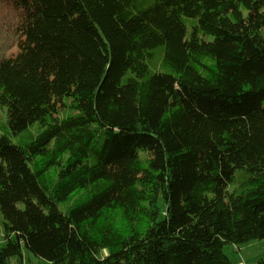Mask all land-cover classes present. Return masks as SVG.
Here are the masks:
<instances>
[{
    "label": "trees",
    "instance_id": "1",
    "mask_svg": "<svg viewBox=\"0 0 264 264\" xmlns=\"http://www.w3.org/2000/svg\"><path fill=\"white\" fill-rule=\"evenodd\" d=\"M0 1V264H232L264 241V0Z\"/></svg>",
    "mask_w": 264,
    "mask_h": 264
},
{
    "label": "rangeland",
    "instance_id": "2",
    "mask_svg": "<svg viewBox=\"0 0 264 264\" xmlns=\"http://www.w3.org/2000/svg\"><path fill=\"white\" fill-rule=\"evenodd\" d=\"M18 13L14 11L7 2L0 1V60L15 58L20 53L18 47L19 36L16 33L15 25ZM187 21L190 23L194 19ZM8 112L0 107V134L9 132ZM39 125H36L32 132L36 133ZM4 218L0 211V241L4 240ZM241 250V254H239ZM225 253L232 264H264V241H254L240 247L228 246ZM24 264H43L33 254L23 251Z\"/></svg>",
    "mask_w": 264,
    "mask_h": 264
},
{
    "label": "crops",
    "instance_id": "3",
    "mask_svg": "<svg viewBox=\"0 0 264 264\" xmlns=\"http://www.w3.org/2000/svg\"><path fill=\"white\" fill-rule=\"evenodd\" d=\"M238 252H239V254H241V250H239ZM239 264H242V262H240Z\"/></svg>",
    "mask_w": 264,
    "mask_h": 264
}]
</instances>
